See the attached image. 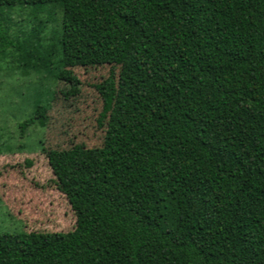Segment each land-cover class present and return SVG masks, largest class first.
Returning a JSON list of instances; mask_svg holds the SVG:
<instances>
[{
  "label": "trees",
  "instance_id": "1",
  "mask_svg": "<svg viewBox=\"0 0 264 264\" xmlns=\"http://www.w3.org/2000/svg\"><path fill=\"white\" fill-rule=\"evenodd\" d=\"M47 7L38 74L110 65L105 137L46 152L76 228L0 234V264H264V0H0V59L25 47L4 11Z\"/></svg>",
  "mask_w": 264,
  "mask_h": 264
},
{
  "label": "rangeland",
  "instance_id": "2",
  "mask_svg": "<svg viewBox=\"0 0 264 264\" xmlns=\"http://www.w3.org/2000/svg\"><path fill=\"white\" fill-rule=\"evenodd\" d=\"M33 12L4 11L10 35L25 47L22 54L11 51L0 59V234L73 231L76 214L57 187L46 152L101 147L106 131L97 125L102 100L95 85L109 76L111 66L66 68L58 80L38 74L42 65L55 62L54 33L62 11L47 7L38 15L45 24L37 23ZM38 102L47 108L45 126L35 123L23 131Z\"/></svg>",
  "mask_w": 264,
  "mask_h": 264
}]
</instances>
